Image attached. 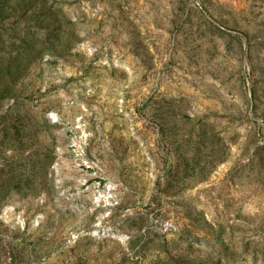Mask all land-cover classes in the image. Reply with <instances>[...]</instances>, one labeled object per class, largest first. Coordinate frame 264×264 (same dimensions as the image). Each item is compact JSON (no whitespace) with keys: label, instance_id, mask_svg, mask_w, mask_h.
I'll return each mask as SVG.
<instances>
[{"label":"rangeland","instance_id":"1","mask_svg":"<svg viewBox=\"0 0 264 264\" xmlns=\"http://www.w3.org/2000/svg\"><path fill=\"white\" fill-rule=\"evenodd\" d=\"M0 264H264V0H0Z\"/></svg>","mask_w":264,"mask_h":264}]
</instances>
